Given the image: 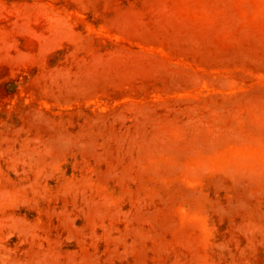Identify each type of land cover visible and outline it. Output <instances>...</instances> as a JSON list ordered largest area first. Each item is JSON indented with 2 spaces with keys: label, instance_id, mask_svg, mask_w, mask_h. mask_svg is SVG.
Wrapping results in <instances>:
<instances>
[{
  "label": "rangeland",
  "instance_id": "rangeland-1",
  "mask_svg": "<svg viewBox=\"0 0 264 264\" xmlns=\"http://www.w3.org/2000/svg\"><path fill=\"white\" fill-rule=\"evenodd\" d=\"M0 264H264V0H0Z\"/></svg>",
  "mask_w": 264,
  "mask_h": 264
}]
</instances>
